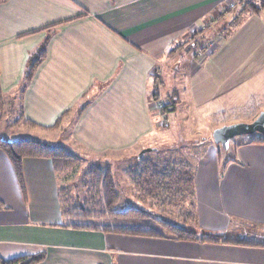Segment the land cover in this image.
<instances>
[{"label":"crops","instance_id":"crops-1","mask_svg":"<svg viewBox=\"0 0 264 264\" xmlns=\"http://www.w3.org/2000/svg\"><path fill=\"white\" fill-rule=\"evenodd\" d=\"M226 4L227 0L0 4V125L5 127L0 137L36 138L72 152L101 154L131 151L143 143L140 151L153 147L156 140L149 96L158 94L157 82L178 78L179 86L189 88L191 104L211 109L206 116L234 108L226 100L220 103L225 97L238 106L231 98L237 93L257 95L264 78V5L255 13L236 14L222 32L224 40L199 67L194 65V49L221 30ZM211 18L217 22L208 26ZM44 40L46 55L22 91L28 60ZM93 91V100L66 127L63 121L70 111ZM174 98L167 101L175 111ZM214 127L210 125L209 135L202 139L208 146L195 166L196 223L230 243L59 227V175L51 161L22 160L23 195L13 165L0 150V200L5 205L0 209V258L43 252L39 264H264V143L238 141L223 167L217 160L221 147L212 142Z\"/></svg>","mask_w":264,"mask_h":264},{"label":"rangeland","instance_id":"rangeland-1","mask_svg":"<svg viewBox=\"0 0 264 264\" xmlns=\"http://www.w3.org/2000/svg\"><path fill=\"white\" fill-rule=\"evenodd\" d=\"M262 4L264 5L263 0H227L226 8L223 9L225 11L224 14L227 15L226 17L221 18V30L216 31L214 33L215 35L207 40V42L194 49L192 55L194 65L199 67L203 58L208 56L210 52L224 40L222 32H224L230 24H233L236 14L240 15L245 10L254 13L253 9L261 7ZM211 19L212 20L209 21L208 26L213 25L212 23L214 21L217 22L215 18ZM182 55L184 58L188 56L187 52L182 53ZM163 74L165 73L163 72L160 76L162 77ZM159 78L160 77L158 76L157 81ZM177 79L175 81L174 78H166L163 80V84L157 82L158 84H161V86L158 87V94L156 93V95L152 94L149 96L150 103L153 105V113L155 114L154 121H156L155 129L157 133L153 135V138L156 139L151 144L153 147H143V149L152 148L154 150L145 152L142 158L137 157V155L143 150L141 149L139 151V148L144 146L143 143L139 144L140 147L131 149V151H119L118 153L107 152L104 154L93 153L86 149H83L82 151H77L76 149L77 152L72 149L75 151L72 152L66 148L79 160L78 163L66 170L60 171V174H58L59 190L65 188V191L63 189L62 192L64 191L63 195L65 196L67 205L78 206L79 204H83L85 200H90L93 195L95 196L94 192L96 183L93 182V172H95L96 169H100L103 171H110L112 180L116 184L119 200L114 205L113 209L121 211L137 207L140 209H148L153 213H169V210L177 212L178 206H173V204H171L177 203L175 201L176 191L173 190L174 186L171 181H168V185L171 189L163 193L159 188H153L154 185L147 183L145 181V176L142 178V176L138 175V179H134L130 176L132 172L137 170L136 168L141 169V160L146 163L151 161L153 164L155 163V167L157 166L159 169L163 167L160 166L162 163H168L169 167L167 169V174L168 172L169 174L171 172L174 173V175H172L173 179L185 180L184 178H190L191 175H195V166L198 159L205 155L208 144L202 139L209 135L208 127L210 125L212 127H220L225 124L237 123L239 121L249 123L258 117L257 115L261 110H264V78L262 80L260 79L261 82L259 81L257 95H249L247 97L239 93L236 95L233 94L234 97L231 98L239 103L238 106L235 105L236 102H231L229 97H225L222 102L220 100V103H223V101L226 100L225 102L234 105V108L224 107L223 111L214 112L208 116H206V114H208V111L211 109L203 106L200 108L191 104L192 95H190L189 88L183 89L182 86H179L181 84L177 82ZM186 80L187 76H184L182 81H185L186 83ZM169 97H175L174 99L178 100L175 111L172 107H169L170 102L167 101L169 100L167 99ZM215 104L216 102H214V105ZM77 110L78 109L71 110V116L69 115L70 118L63 121L66 127H68L69 120H73L77 116ZM68 113L69 112L65 115ZM9 117V120L14 118L11 117V115ZM1 129L3 130L5 127L0 125V130ZM68 131H70V129H68ZM68 131L66 130L67 135ZM13 133L17 132L14 131ZM18 135H21L22 137L23 129L22 131H19ZM260 137L261 136L258 134H250L249 136H238L237 138L230 139V145L226 151L219 148V154H221V156L217 158V160H219L218 162L224 167L225 160L234 155L232 146L238 143V141ZM61 140L63 142L65 141L64 139ZM151 180L154 182L153 179ZM163 198L164 201L171 203L167 204L166 202H163ZM61 220V223L73 222V220H70L69 218H62ZM49 225L57 224L50 223Z\"/></svg>","mask_w":264,"mask_h":264},{"label":"trees","instance_id":"trees-1","mask_svg":"<svg viewBox=\"0 0 264 264\" xmlns=\"http://www.w3.org/2000/svg\"><path fill=\"white\" fill-rule=\"evenodd\" d=\"M7 0H0V4L5 3ZM251 2V1H250ZM249 2V4H250ZM248 4V5H249ZM263 6V4H262ZM251 7V6H250ZM254 7V6H252ZM260 8V7H259ZM259 8L253 9L254 13ZM52 29L54 28L51 27ZM53 32V30H52ZM47 40L43 41V44L39 47L38 51L33 53L28 60V68L23 76L24 80L21 85L22 91L31 82L32 76L38 65L43 61L46 53ZM156 95V93H153ZM95 92L83 95L81 104L79 105L77 117L81 114L89 103L93 100ZM2 94L0 91V105ZM66 114V113H65ZM58 121L53 127H56ZM23 123L33 125L30 121L24 119ZM250 142L264 143V138L261 136L259 139H249ZM0 150L4 152L7 159L14 168L17 181L21 187V191L24 195L23 186V174H22V160L24 158H44L49 159L52 163L53 171L56 174H60V171L66 170L78 163V158L66 148L62 146H55L43 143L42 141L34 138L23 139H4L0 137ZM141 169L136 168L135 172L130 174L134 179H138V175L146 177V182L151 183L153 188H159L163 193L169 191L171 187L168 185V181L173 183V190L176 192L175 201L177 203H171L173 206H178L177 212L169 210V213L164 212L153 213L148 209H140L137 207L128 208L125 210H115L114 205L119 200V194H117L116 184L113 182L110 171H103L96 169L93 172V182H95V196L90 200H85L83 204L78 206L67 205L65 196L63 195L65 188L59 190V203L61 208L62 218H69L73 220L72 223H62L59 227L76 228L82 230L102 231L104 233L125 234L129 236H141L151 238H167L175 239L178 241H197V242H229L219 235H215L213 232L204 230L197 226L196 214H195V190H194V176L189 178L176 180L173 179L174 173L168 172V163H162L161 169L155 167L151 161L143 162L141 160ZM139 167V166H138ZM151 170V172H150ZM174 172V171H173ZM153 179L154 182L151 180ZM171 179V180H170ZM64 191L62 192V190ZM178 198V199H177ZM164 201V198L162 200ZM170 201V200H169ZM5 208V205L0 200V209ZM247 244L249 242L242 241ZM230 243V242H229ZM241 243V242H240ZM43 252L37 254H28L25 256H16L14 258H0V264H39L44 259Z\"/></svg>","mask_w":264,"mask_h":264},{"label":"water","instance_id":"water-1","mask_svg":"<svg viewBox=\"0 0 264 264\" xmlns=\"http://www.w3.org/2000/svg\"><path fill=\"white\" fill-rule=\"evenodd\" d=\"M258 117L253 121L225 124L220 127H216L212 132V142L220 145V147L226 151L229 147V140L237 138L238 136H249L250 134H258L264 138V110H261L257 115ZM152 148H144L141 150L137 157L142 158L145 152L152 151Z\"/></svg>","mask_w":264,"mask_h":264}]
</instances>
